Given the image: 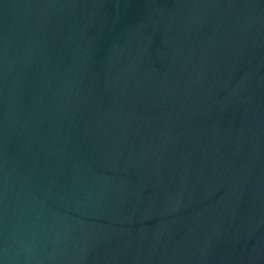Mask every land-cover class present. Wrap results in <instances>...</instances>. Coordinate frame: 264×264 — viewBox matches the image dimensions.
<instances>
[{
	"label": "water",
	"instance_id": "obj_1",
	"mask_svg": "<svg viewBox=\"0 0 264 264\" xmlns=\"http://www.w3.org/2000/svg\"><path fill=\"white\" fill-rule=\"evenodd\" d=\"M0 264H264V0H0Z\"/></svg>",
	"mask_w": 264,
	"mask_h": 264
}]
</instances>
